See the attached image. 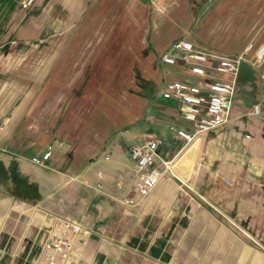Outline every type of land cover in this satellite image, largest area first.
<instances>
[{
	"label": "crops",
	"instance_id": "0c3cea01",
	"mask_svg": "<svg viewBox=\"0 0 264 264\" xmlns=\"http://www.w3.org/2000/svg\"><path fill=\"white\" fill-rule=\"evenodd\" d=\"M90 1L49 0V5L52 10L62 6L78 12L79 19ZM43 33V29L29 28L24 34L26 39L39 40ZM254 59L253 55L245 68H252ZM245 68L239 75L229 122L198 135L191 144L170 130L192 131L193 126L184 120L179 102L160 97V88L147 108V123L120 133L104 129L78 145H49L44 129L31 131L22 126L28 104L19 105L0 128V160L7 168L16 164L21 174L37 183L42 200L31 205L14 199L0 186V264H35L47 231L59 220L80 223L91 231L84 256L88 264L97 258L99 264H118L123 251L118 244L129 240L126 229L140 232L151 222L170 232L174 228L165 236L163 255L170 259L163 264H264V97L258 103L261 107L237 104ZM252 71L260 75L259 70ZM160 72V85L189 78L180 66H163L161 61ZM55 92L42 95L54 99ZM245 128L253 136L243 137ZM149 139L158 142L160 162L170 163L180 183L166 175L148 198L129 207L123 200L136 196L140 171L127 153ZM42 147H46L43 158L50 153L46 167L32 162Z\"/></svg>",
	"mask_w": 264,
	"mask_h": 264
},
{
	"label": "rangeland",
	"instance_id": "374dc122",
	"mask_svg": "<svg viewBox=\"0 0 264 264\" xmlns=\"http://www.w3.org/2000/svg\"><path fill=\"white\" fill-rule=\"evenodd\" d=\"M20 1L0 0V128L27 102L22 126L44 129L53 146L78 145L104 129L120 133L147 123V108L156 99L130 92L132 56L127 43L135 25L143 47L157 63L158 72L148 76L158 90L160 55L176 39L230 55L242 52L249 42L264 43V0H91L79 19L78 12L65 7L52 10L49 0L38 5L36 0L30 10L21 12ZM29 28L44 33L39 40L26 39ZM253 55L247 56L248 63ZM253 68L244 69L237 104L257 106L263 100L264 81ZM46 92L57 96H43ZM245 135L253 133L245 128ZM45 150L34 154L43 160ZM173 173L169 170L167 177L180 183ZM150 224L140 232L126 229L129 240L118 244L123 248L118 264H163L165 236L174 228L170 232L157 222ZM82 264L88 263L83 259Z\"/></svg>",
	"mask_w": 264,
	"mask_h": 264
},
{
	"label": "built area",
	"instance_id": "2783aa9c",
	"mask_svg": "<svg viewBox=\"0 0 264 264\" xmlns=\"http://www.w3.org/2000/svg\"><path fill=\"white\" fill-rule=\"evenodd\" d=\"M35 2L21 0L20 4L22 9L27 10ZM251 53L255 57L252 67L260 71L264 81V43L257 45L251 42L243 52L230 55L201 49L190 40L181 38L173 41L161 56L163 66H180L189 75L187 80L165 81L159 92L162 99L179 102L184 120L193 126L192 131L170 127L186 144L194 143L198 135L218 130L229 122L239 75ZM255 114L259 115L260 110L256 109ZM158 148L159 144L154 139L131 147L130 159L140 175L134 186L136 196L124 199V205L137 207L156 190L170 170V163L160 162ZM49 158L50 153L43 160L33 158L32 162L46 167ZM98 188L102 189V185L99 184ZM90 237L91 231L80 223L59 220L47 231L35 264H82Z\"/></svg>",
	"mask_w": 264,
	"mask_h": 264
},
{
	"label": "trees",
	"instance_id": "16d2710c",
	"mask_svg": "<svg viewBox=\"0 0 264 264\" xmlns=\"http://www.w3.org/2000/svg\"><path fill=\"white\" fill-rule=\"evenodd\" d=\"M127 49L132 56L130 78L133 81V85L131 86L130 92L146 100L154 99L158 92V85L148 74L157 73L158 66L156 61L152 59L151 53L143 47L140 39V32L136 25L133 26L132 34L127 43ZM0 186L5 189L8 195L16 200L31 205H36L42 200L39 185L37 183L30 182L28 177L21 174L16 164L7 168L1 160ZM155 258L160 257L159 255H155ZM161 259L163 261H168L170 256L164 254Z\"/></svg>",
	"mask_w": 264,
	"mask_h": 264
},
{
	"label": "water",
	"instance_id": "95a60500",
	"mask_svg": "<svg viewBox=\"0 0 264 264\" xmlns=\"http://www.w3.org/2000/svg\"><path fill=\"white\" fill-rule=\"evenodd\" d=\"M130 156H131V153H130V152H128V153H127V157H128V158H130Z\"/></svg>",
	"mask_w": 264,
	"mask_h": 264
},
{
	"label": "bare ground",
	"instance_id": "6f19581e",
	"mask_svg": "<svg viewBox=\"0 0 264 264\" xmlns=\"http://www.w3.org/2000/svg\"><path fill=\"white\" fill-rule=\"evenodd\" d=\"M184 169H186V168H184Z\"/></svg>",
	"mask_w": 264,
	"mask_h": 264
}]
</instances>
